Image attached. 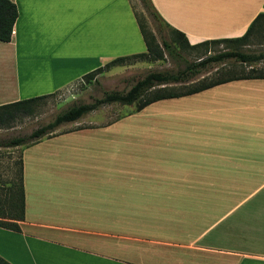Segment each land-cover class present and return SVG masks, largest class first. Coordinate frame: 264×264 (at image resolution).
Masks as SVG:
<instances>
[{
	"label": "crops",
	"instance_id": "1",
	"mask_svg": "<svg viewBox=\"0 0 264 264\" xmlns=\"http://www.w3.org/2000/svg\"><path fill=\"white\" fill-rule=\"evenodd\" d=\"M12 1L18 18L11 41H0V106L56 94L115 58L146 52L131 0ZM151 2L191 45L242 37L264 14V0ZM136 114L166 125L130 128L142 143L121 144L120 128L106 125L0 146V186L18 182L22 162L25 195L20 231L0 227V256L11 264H264V79ZM19 133L0 129V142Z\"/></svg>",
	"mask_w": 264,
	"mask_h": 264
},
{
	"label": "trees",
	"instance_id": "2",
	"mask_svg": "<svg viewBox=\"0 0 264 264\" xmlns=\"http://www.w3.org/2000/svg\"><path fill=\"white\" fill-rule=\"evenodd\" d=\"M140 1L154 20L161 22L163 26H167L171 39L165 38L162 35L163 37L159 40L156 33L149 28L147 22L140 19L136 14L138 25L146 44V52L115 58L103 68L85 75L83 77L84 82L90 83L97 75L116 66L133 65L138 62L164 61L166 54L170 56L178 55L181 49L198 50L205 48L208 50L211 46H219L221 44H225L226 48L215 54H209L197 62L187 63L184 69L175 73L150 72L144 78L138 80L126 92H108L105 93L103 98L95 99L91 103L76 104L58 114L53 121L35 129L31 134L0 142V146L14 147L38 142L40 139L50 136L61 125L76 122L85 115L105 105L114 103L122 106L134 105L136 112H141L153 103L194 95L231 81L264 79V68L255 66L264 62V51L249 53L238 49L239 47H251L252 41L257 38L258 24L264 17V14L256 18L242 37L208 40L200 44L191 45L184 33L167 24H163L151 0ZM17 18L18 9L16 4L12 0H0V41H11ZM261 37L264 36L261 35ZM231 59L249 67V69L241 72H236L235 70L224 71L213 77L208 76L199 81L190 82L211 65L224 64ZM54 95L34 97L0 106V129L12 128L19 120L35 115L41 102ZM24 217L25 195L22 179V162H20L18 182L13 183L8 188L0 186V227L20 231L17 221H23ZM0 264L11 263L0 256Z\"/></svg>",
	"mask_w": 264,
	"mask_h": 264
},
{
	"label": "rangeland",
	"instance_id": "3",
	"mask_svg": "<svg viewBox=\"0 0 264 264\" xmlns=\"http://www.w3.org/2000/svg\"><path fill=\"white\" fill-rule=\"evenodd\" d=\"M131 2L137 16L147 22L149 28L156 33L159 40H161L163 36L171 39L169 30L165 28L161 22L152 18L140 0H131ZM225 48L226 45L221 44L219 46H211L208 50L205 48L198 50L181 49L179 50L180 53H178V55L170 56L166 54V59L164 61L138 62L133 65L113 67L110 70L97 75L90 83H86L83 80L78 81L68 88H64L62 91L57 92L54 96L45 99L37 108L35 115L19 120L13 127L19 129V136H27L35 129L53 121L58 114L76 104L91 103L95 99L103 98L105 93L108 92H126L132 87V85H134L138 80L144 78L150 72L175 73L184 69L187 63L197 62L209 54H215ZM238 49L249 53L263 52L264 40H253L251 47H239ZM255 66L264 67V62ZM248 69L249 67L231 59L226 61L224 64L211 65L190 82H196L208 76L213 77L224 71L235 70L236 72H241ZM136 113L138 112H136V107L134 105L122 106L114 103L102 106L98 108L96 112L84 116L77 122L66 123L61 125L59 128L69 129L78 126L111 125L120 128L121 144H129L130 141H139L138 143H142L140 140L146 139L145 136H138L134 134V132L129 131L130 128L149 127L151 126L150 123L152 121H158L160 123L157 127L166 125L161 124V119L150 118L146 114ZM150 137L151 136H149V138ZM248 186L255 188L257 184H248Z\"/></svg>",
	"mask_w": 264,
	"mask_h": 264
}]
</instances>
